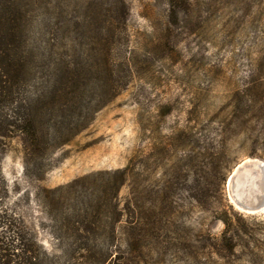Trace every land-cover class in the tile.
<instances>
[{"label":"rangeland","instance_id":"rangeland-1","mask_svg":"<svg viewBox=\"0 0 264 264\" xmlns=\"http://www.w3.org/2000/svg\"><path fill=\"white\" fill-rule=\"evenodd\" d=\"M111 1L18 3L31 43L55 34L79 62L109 28L100 20ZM123 1L127 20L114 30L124 55L114 61L129 63L130 85L48 159L42 181L26 169L22 138L10 141V208L62 257L46 190L128 169L122 264H264V209H240L229 188L239 165L264 162V0H187L176 16L170 0Z\"/></svg>","mask_w":264,"mask_h":264},{"label":"trees","instance_id":"trees-1","mask_svg":"<svg viewBox=\"0 0 264 264\" xmlns=\"http://www.w3.org/2000/svg\"><path fill=\"white\" fill-rule=\"evenodd\" d=\"M111 2L100 20L109 28L100 29L98 48L85 51V61L77 62L60 53L64 46L55 34L31 43L24 8L18 0H0V264H122L118 226L127 207L132 210L120 199L128 169L46 190L45 208L63 243L62 257L44 251L35 232L10 208L3 172L9 143L20 136L26 169L44 180L51 168L48 159L89 129L96 115L130 85L124 72L129 63L114 61L116 53L124 55L114 26L127 20L126 4ZM170 3L175 16L178 5L187 7V0ZM95 176L107 180L93 183Z\"/></svg>","mask_w":264,"mask_h":264},{"label":"water","instance_id":"water-1","mask_svg":"<svg viewBox=\"0 0 264 264\" xmlns=\"http://www.w3.org/2000/svg\"><path fill=\"white\" fill-rule=\"evenodd\" d=\"M264 162H246L237 167V173L233 176V183L230 187V198L238 204L239 208L246 212H257L264 209ZM252 172L259 176L255 181L254 187L248 188L242 192V185L246 183L245 175ZM251 185V186H253ZM246 189V186H245ZM242 192V193H241Z\"/></svg>","mask_w":264,"mask_h":264},{"label":"bare ground","instance_id":"bare-ground-1","mask_svg":"<svg viewBox=\"0 0 264 264\" xmlns=\"http://www.w3.org/2000/svg\"><path fill=\"white\" fill-rule=\"evenodd\" d=\"M252 162H257V160H253ZM243 164V163H242ZM237 169L235 170V173L233 174H236L237 173ZM259 176H260V173L258 172ZM259 176H257L256 174H253L252 172H250L249 174L245 175V178H248L246 179V183L242 185V192L247 190L248 188H253L254 187V183L255 181L259 180ZM234 177V176H233ZM233 177L230 179L229 181V188L231 187L232 183H233ZM261 180V178H260ZM253 185V186H251ZM245 186H246V189H245ZM241 192V193H242ZM230 195H231V192H230ZM236 204V202H234ZM238 206V204H236ZM239 207V206H238ZM259 212V211H258ZM250 213V212H249Z\"/></svg>","mask_w":264,"mask_h":264}]
</instances>
